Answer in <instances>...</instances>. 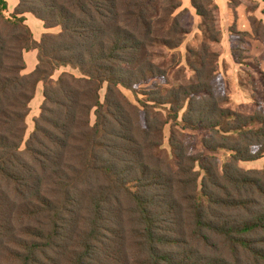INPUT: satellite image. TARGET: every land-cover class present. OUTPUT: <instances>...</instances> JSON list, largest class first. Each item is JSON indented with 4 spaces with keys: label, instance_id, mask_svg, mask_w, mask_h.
<instances>
[{
    "label": "trees",
    "instance_id": "obj_1",
    "mask_svg": "<svg viewBox=\"0 0 264 264\" xmlns=\"http://www.w3.org/2000/svg\"><path fill=\"white\" fill-rule=\"evenodd\" d=\"M181 7L180 0H19L10 13L9 0H0V264H264V169L240 167L264 157V108L244 115L219 106L216 69L201 56L188 61L198 83L153 99L170 105L174 128L212 129L205 146L231 151L229 162L203 166L200 178L174 131L172 146L182 152H163L170 120L138 97L142 84L156 94L165 88L151 82L170 84L168 75L181 71L175 54L153 60L162 55L154 47L172 51L188 33L174 16ZM27 13L44 23L40 40ZM235 23L231 32L241 35ZM30 50L38 63L27 73ZM64 67L81 75L55 77ZM39 83L44 99L26 138ZM227 184L249 198H235Z\"/></svg>",
    "mask_w": 264,
    "mask_h": 264
},
{
    "label": "rangeland",
    "instance_id": "obj_2",
    "mask_svg": "<svg viewBox=\"0 0 264 264\" xmlns=\"http://www.w3.org/2000/svg\"><path fill=\"white\" fill-rule=\"evenodd\" d=\"M174 1L176 3L179 0ZM180 1L182 2V7L175 12L174 16L179 14L178 19L182 27L188 29V33L184 36L180 46L172 51L160 46L154 47L153 53L162 55L157 57L153 56V60L156 64H162L164 61L170 60L171 54H175L178 62L180 61L179 66L181 67V71H177L178 68H176V71L168 75L170 84H164L159 80L151 82L152 84L157 83L162 88H165V90H156L152 86L151 88H155L156 94L148 92L146 89L148 87H143L144 85L142 84L141 88L143 91L139 93L138 97L146 103L151 104L156 110L163 112V120H170L164 128L163 152H168L172 158H175L177 153L180 154L182 152L181 149L179 150L172 146V131H174L176 134V145L182 148L185 154L192 156L196 160L195 170L202 172L200 178H203L206 174L202 169L203 166L214 169V167L220 164L229 162L231 160V151L223 148L210 150L205 146L204 140L210 141L212 129L202 131L185 129L181 124L176 125L174 128L173 120L169 115L170 105L155 102L153 99L156 98L159 102H163L168 93L167 90L171 92L176 87V84L188 86L192 83H198L194 71L188 65V61H195L197 60L196 56H201L206 62H209V67L216 69L218 76L217 82L222 91L220 92L225 96L216 99L220 101L219 106L230 108L244 115H252L259 108H264V1L223 0L219 3L218 0H197L203 6L204 10L209 12L210 15L208 16L214 18V21L210 18L205 19L199 15L192 0ZM16 3L17 0L11 1V11ZM184 9L187 11H183ZM235 12L236 16L234 14ZM163 16L164 14H162ZM28 19L30 24L33 23L34 19L39 20L33 14H28ZM235 19L237 22L235 23L237 26L236 30L242 32L241 35L236 33L237 31L231 32ZM223 26L229 27L228 30L223 29ZM58 31L59 28L54 29V32ZM37 54L38 51H31L26 56L28 63L27 69L30 71L34 69L38 62ZM163 55L166 57L163 58ZM64 71L73 72L78 76L81 75L78 70L72 69L71 67H64L56 71L55 77H58ZM123 91L129 99L137 103V97L134 92L127 88H123ZM106 92L107 84L103 86L100 92L102 101L105 100ZM43 99V84L40 83L36 96L31 102V112L27 119L28 130L26 138L29 137L34 129V119L40 113ZM210 100L212 102L214 101L213 99ZM181 104H184L185 107L180 112V121L184 116L187 103L182 101ZM92 118L94 121L95 116L93 115ZM222 129L223 125L217 127L220 134H225L221 131ZM221 141V138L218 136L211 140V145H216ZM240 167L247 172L262 170L264 169V157L254 161H243L240 163ZM227 186L235 198H249L247 193L239 195L232 186L228 184ZM214 211L218 213L219 210L214 209ZM228 213L233 215V218L241 215L238 211H230ZM186 220H182V225L188 221ZM199 248L202 251H206L204 246H200ZM130 253H134L133 248H130ZM135 254L138 256L136 252ZM208 254H212L215 257L220 255L216 251L209 252Z\"/></svg>",
    "mask_w": 264,
    "mask_h": 264
},
{
    "label": "crops",
    "instance_id": "obj_3",
    "mask_svg": "<svg viewBox=\"0 0 264 264\" xmlns=\"http://www.w3.org/2000/svg\"><path fill=\"white\" fill-rule=\"evenodd\" d=\"M11 1L12 0H9V12L11 13L13 10H14V8L16 7V5L18 4V2H19V0H17V3L14 5V7H12V11L10 10V8H11ZM220 1H223V0H218V2L220 3ZM224 1H227V0H224ZM226 4H227V2H226ZM226 11V10H225ZM222 12H224V11H222ZM28 14H32V13H27L25 16H26V18H27V23L30 25V27H31V29H32V31H33V34H34V37H35V39L36 40H40V38H41V36H42V34L44 33V32H46L47 30H46V28H45V26H44V23L42 22L41 23V20L39 21V20H37V19H34L33 20V23L32 24H30L29 22H28ZM230 15V14H229ZM239 15V14H238ZM37 18V17H36ZM230 19H231V16H230ZM232 19H234V18H232ZM228 28L229 27H224L223 26V29H226V30H228ZM31 51H37V50H30V51H26L25 52V59H27L26 58V56H27V54H28V52H31ZM38 55V54H37ZM34 59V58H33ZM26 62H27V60H26ZM38 63V62H37ZM35 64V63H34ZM37 65V64H36ZM36 67V66H35ZM35 67H34V69H35ZM27 68H28V63H27ZM26 68V72L27 73H29V72H31V71H33V70H28ZM40 84V83H39Z\"/></svg>",
    "mask_w": 264,
    "mask_h": 264
}]
</instances>
